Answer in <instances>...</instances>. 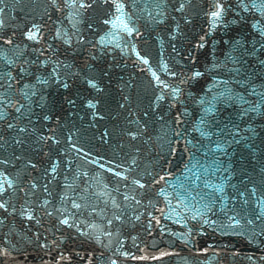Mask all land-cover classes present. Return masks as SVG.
<instances>
[{
    "label": "water",
    "instance_id": "1",
    "mask_svg": "<svg viewBox=\"0 0 264 264\" xmlns=\"http://www.w3.org/2000/svg\"><path fill=\"white\" fill-rule=\"evenodd\" d=\"M0 205V264L264 205V0H0Z\"/></svg>",
    "mask_w": 264,
    "mask_h": 264
},
{
    "label": "snow or ice",
    "instance_id": "2",
    "mask_svg": "<svg viewBox=\"0 0 264 264\" xmlns=\"http://www.w3.org/2000/svg\"><path fill=\"white\" fill-rule=\"evenodd\" d=\"M212 15L214 17H218L220 15V12L219 11L213 12ZM29 38L31 39V38H34V37L33 36H30ZM0 207H3V205H0Z\"/></svg>",
    "mask_w": 264,
    "mask_h": 264
}]
</instances>
